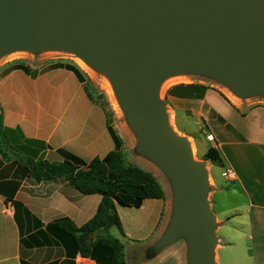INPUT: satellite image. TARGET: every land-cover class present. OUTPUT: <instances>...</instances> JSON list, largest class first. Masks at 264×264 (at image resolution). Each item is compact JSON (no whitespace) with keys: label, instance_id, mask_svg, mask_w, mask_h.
Segmentation results:
<instances>
[{"label":"water","instance_id":"95a60500","mask_svg":"<svg viewBox=\"0 0 264 264\" xmlns=\"http://www.w3.org/2000/svg\"><path fill=\"white\" fill-rule=\"evenodd\" d=\"M64 49L106 70L140 148L169 174L176 212L156 246L186 236L189 264H215L208 170L168 123L158 90L181 72L264 94V0H0V56Z\"/></svg>","mask_w":264,"mask_h":264},{"label":"crops","instance_id":"0c3cea01","mask_svg":"<svg viewBox=\"0 0 264 264\" xmlns=\"http://www.w3.org/2000/svg\"><path fill=\"white\" fill-rule=\"evenodd\" d=\"M7 66H0V150L6 153L5 145L23 155L38 150L40 158L57 162L63 161L61 149L87 162L112 150L105 115L73 71L56 68L33 77L14 70L4 76ZM176 89L168 96L177 109L203 123L198 126L203 138L223 152L226 168L235 174L229 180L221 167L222 178L215 176L220 220L215 264H264V106L227 100L207 88H180L194 91L193 96H179ZM213 95L227 104L230 117L218 114L210 102ZM16 156L0 152V264H98L75 253L71 238L48 225L61 218L83 225L96 213L101 195L83 194L64 178L36 182ZM164 203L117 204L123 229L133 237L153 234ZM126 215L133 216V224ZM227 225L228 233L223 231Z\"/></svg>","mask_w":264,"mask_h":264},{"label":"rangeland","instance_id":"374dc122","mask_svg":"<svg viewBox=\"0 0 264 264\" xmlns=\"http://www.w3.org/2000/svg\"><path fill=\"white\" fill-rule=\"evenodd\" d=\"M15 51L20 50L9 51L1 55L0 66H5L16 61L25 62L32 70H35L39 73L40 70H42L43 68H47L51 63L61 60L73 61L78 64V66L84 71L85 75L90 80L91 91L94 96V104L105 115L106 124L107 119L111 118L112 127L122 139L127 161L152 172L163 186L165 191V199L163 200L165 203L161 211L159 225H157L153 234L149 233L148 231H144L140 232L139 235H141V237H133L124 229V234L117 227H112L110 229L111 234L118 237L124 243L126 264H189V241L186 236L181 237L166 246L163 251L161 250L162 252L160 251L161 253H155L156 246L161 242V240L168 232L172 218L177 210L175 206V188L167 171H165V169L158 162L149 158L142 152L140 148L141 141L138 133L130 123L122 104L120 103L118 98H115L117 102L116 103L108 91V85L105 81L108 80L109 83L113 85L110 74L106 70L96 67L94 73L86 70L76 60L75 53L69 50H24L23 54L9 56V54ZM14 70L22 69H13L11 71ZM11 71H9L8 73H10ZM8 73L3 75L6 76ZM174 75L182 76L183 78H176L168 81L164 85H160L158 95L164 104V110L169 125L180 135L188 138L190 143L193 145L195 157L202 161L208 170L209 190L207 196L209 201L211 202L213 210L216 213V210L219 209V197L216 196L217 185L215 176L219 179L222 178L221 167L217 165L213 166L210 162H208V160L204 158V151L208 149L209 144L205 139L206 137L203 138V135L205 134L204 130L198 129L199 125L204 126L203 123L197 119H194L190 111L183 112L177 109V106L168 96V94H170L169 92L171 90L174 92L176 89L174 87L177 85L193 84V86H204L214 93L223 96L227 100H232V98H234L240 100L241 102H245L246 104L248 103L255 106H264V94L257 92L250 95L238 96V94L234 90H232L225 82L215 76L206 73L189 71L177 73ZM180 88L176 89L177 92H179V96L194 95V91L192 93L190 89L184 90ZM34 89L36 91L43 90L42 87L37 86L34 87ZM181 91L183 92V94ZM213 96L214 97H212L210 101L211 104L215 105L218 114L227 116L228 114L225 110L227 104L220 97H217L216 95ZM209 140L210 142L212 141L211 139ZM111 142L113 145L112 149H115L116 143L113 137L111 138ZM4 147L6 153L10 156L23 155L22 152L13 151L7 145H5ZM218 196L220 195L218 194ZM131 217L133 216L126 215V219L128 218L126 221H129L133 224V221H131L133 218ZM164 222L166 223V226L164 227V229H162L160 228V225L164 224ZM217 223H220L219 219H217ZM228 226L229 225L224 228V232H229Z\"/></svg>","mask_w":264,"mask_h":264},{"label":"trees","instance_id":"16d2710c","mask_svg":"<svg viewBox=\"0 0 264 264\" xmlns=\"http://www.w3.org/2000/svg\"><path fill=\"white\" fill-rule=\"evenodd\" d=\"M56 68L73 71L94 103L90 80L78 64L61 60L51 63L39 73ZM13 69H22L33 77L39 74L25 62L18 61L8 64L3 74ZM179 87L206 89L193 84H180L174 88ZM169 93L174 92L171 90ZM1 125L0 117V131ZM107 126L116 144L115 149L110 150L104 157L97 156L87 162L61 149L63 161L60 162L40 158L38 150L30 155H18L15 160L25 166L28 170L27 176L36 182L64 178L83 194H100L101 201L96 213L83 225L79 226L69 218H61L48 226L67 234L72 240L75 253L83 257L95 259L98 264H126L124 243L110 232L112 227H117L124 234L117 204L140 208L146 199H165V191L152 172L127 161L122 139L112 127L111 118L107 119ZM0 152L8 157L3 150ZM204 158L222 167L223 171L226 169L225 156L218 147L209 146ZM14 203L20 206L18 202Z\"/></svg>","mask_w":264,"mask_h":264},{"label":"bare ground","instance_id":"6f19581e","mask_svg":"<svg viewBox=\"0 0 264 264\" xmlns=\"http://www.w3.org/2000/svg\"><path fill=\"white\" fill-rule=\"evenodd\" d=\"M18 50H20V51H15V52H13V53H11V54H9V56H13V55H16V54H23V49H18ZM27 51V50H26ZM76 55V60L78 61V63L83 67V68H85L86 70H88V71H90V72H92V73H94V70H95V67L92 65V64H90L88 61H86L84 58H82L81 56H79V55H77V54H75ZM178 79V78H183L182 76H178V75H171V76H168V77H166L164 80H163V82H162V84L161 85H164V84H166L168 81H171V80H173V79ZM106 83H107V85H108V91H109V93H110V95H111V97L113 98V100L116 102V99L118 98V96H117V94H116V92H115V89H114V86L113 85H111L110 83H109V81L108 80H106L105 81ZM116 98V99H115ZM117 103V102H116ZM191 149H192V152H193V155H194V151H193V145L191 144ZM195 156V155H194Z\"/></svg>","mask_w":264,"mask_h":264},{"label":"built area","instance_id":"2783aa9c","mask_svg":"<svg viewBox=\"0 0 264 264\" xmlns=\"http://www.w3.org/2000/svg\"><path fill=\"white\" fill-rule=\"evenodd\" d=\"M223 176L229 180H232L235 178V174L232 170L230 169H225L223 172H222Z\"/></svg>","mask_w":264,"mask_h":264}]
</instances>
